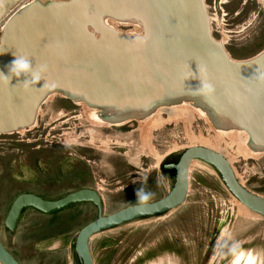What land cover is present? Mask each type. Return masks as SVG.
<instances>
[{
  "label": "rangeland",
  "instance_id": "rangeland-1",
  "mask_svg": "<svg viewBox=\"0 0 264 264\" xmlns=\"http://www.w3.org/2000/svg\"><path fill=\"white\" fill-rule=\"evenodd\" d=\"M32 1L16 0L4 9L0 40L10 16ZM203 1L213 20L212 38L223 43L233 60H248L264 50V6L256 0ZM81 3L86 9L97 5L95 0ZM136 22H118L117 30L100 25L115 35L139 39L144 31ZM84 112L64 97L51 96L38 106L34 127L0 135V243L20 264H80L74 253L76 232L96 218L97 210L83 203L48 217L28 209L16 230L5 236L4 221L17 196L33 194L55 201L77 190H96L102 213L108 216L164 198L175 173L162 166L176 162L191 147L221 154L244 188L264 198V153L245 149L241 137H219L197 114L179 118L160 114L146 122L130 120L102 128ZM138 192L148 198L142 200ZM33 215L39 218L30 227L26 219ZM218 237L221 242L211 264H233L239 255L237 264L247 256L254 264H264V218L239 204L210 165L194 160L181 206L98 233L89 249L93 264H205Z\"/></svg>",
  "mask_w": 264,
  "mask_h": 264
},
{
  "label": "water",
  "instance_id": "water-1",
  "mask_svg": "<svg viewBox=\"0 0 264 264\" xmlns=\"http://www.w3.org/2000/svg\"><path fill=\"white\" fill-rule=\"evenodd\" d=\"M95 1L92 11L76 0L77 4L25 7L10 16L0 40V52H4L0 55V72L7 76L14 54L22 55L30 58L33 69L40 71L43 79L26 87L25 77H0V132L28 129L45 93L61 89L89 95L85 100L97 105L160 102L183 96L215 111L224 121H220L223 127L231 124L241 128L253 141L264 144V51L243 63L228 61L209 34L203 0ZM108 7L116 11L117 19L140 22L143 37L129 39L103 28L100 18ZM89 18L101 33L98 39L85 29L84 22ZM194 160L210 165L243 207L264 218V198L244 188L221 154L191 147L175 164L162 166L163 170L173 171L175 178L170 192L156 202L104 216L96 190H79L55 201L21 194L12 202L4 226L14 232L23 211L28 209L50 216L90 203L97 215L77 233L74 253L80 264H93L89 242L94 235L163 215L184 203L188 170ZM0 264H20L1 243Z\"/></svg>",
  "mask_w": 264,
  "mask_h": 264
},
{
  "label": "bare ground",
  "instance_id": "bare-ground-1",
  "mask_svg": "<svg viewBox=\"0 0 264 264\" xmlns=\"http://www.w3.org/2000/svg\"><path fill=\"white\" fill-rule=\"evenodd\" d=\"M82 1V0H81ZM89 1V0H88ZM260 5L264 6V0H256ZM16 0H0V18L2 15L5 13L4 9L10 5L14 4ZM43 0H33L29 5L22 7L21 9L25 7H33L36 9L41 8L42 6L50 7V6H60L63 5L59 3L58 1L52 0V2H47L44 4ZM88 3V2H87ZM82 8H84V4H81ZM8 11L11 10L13 6H9ZM20 9V10H21ZM91 9H95L94 6H91L87 10L90 11ZM106 10L104 12L105 15L101 17L100 22H102L103 26L110 28L112 30H117L116 29V23H129L130 20L127 18L124 19H117L115 18L116 11H111L112 8H105ZM203 9L207 21V26H208V31L210 33V24L211 20L208 15L206 14V6L203 3ZM19 10V11H20ZM18 13V11L16 12ZM88 13V12H87ZM92 19L89 18L86 19L85 23V29L87 30L88 33L92 34L93 37H95V27L93 26ZM213 21V20H212ZM98 34V33H97ZM99 34H101L99 32ZM97 35V39L99 38L100 35ZM96 38V37H95ZM212 38V36H211ZM226 38V37H225ZM224 38V39H225ZM213 39V38H212ZM215 44L220 47L225 54L226 58L228 61L231 63H243L248 60H243V61H236L231 58V56L226 52L224 49L223 43L217 40H214ZM264 51V50H263ZM262 51V52H263ZM261 52V53H262ZM260 54V53H259ZM258 54V55H259ZM257 56V55H256ZM255 56V57H256ZM254 58V57H253ZM58 95L60 97H64L67 100H70L73 104L78 105L84 109V111L87 113V119L91 121L92 124L96 125L97 127H102V128H109L112 126H117L119 124H124L127 121H138V123H141V121H148V119H152L154 116L159 117L160 114H165L169 115V118L175 117H190L191 114H197L199 117L203 118L211 127V129L215 130L217 135L221 137V135H228L231 139H239L241 137L243 143L242 145L247 149L246 147H250L253 153L258 154V153H264L263 150H258L256 147H264V144H259L251 139V135H249L246 131H244L241 128H238L236 126H233L231 124H224V127L221 122H224L222 118H220V115L216 114L215 111L210 110L205 104L199 103L187 98H182L183 96H173L172 99H164V100H159L158 101H153V102H121V103H114V104H98L94 102H89L85 100L90 98L89 95H84L81 93H75V92H69V91H64L61 89H50L48 90L39 105L45 101V99L50 98L51 96ZM87 99V100H88ZM38 105V106H39ZM38 106L35 108V113H34V119L36 118L37 114L36 112L38 111ZM88 108V109H87ZM84 112V113H85ZM93 118H95L93 120ZM34 122L33 121L32 125L29 126L28 129L34 127ZM143 122V123H145ZM142 125V124H141ZM227 125V126H225ZM27 129H18L16 131H7V132H0V134H12V133H21ZM237 136V137H236ZM209 149V148H207ZM212 150V149H210ZM248 150V149H247ZM214 151V150H212ZM250 151V150H248ZM215 152V151H214ZM237 177V176H236ZM238 179V178H237ZM240 182V181H239ZM238 202V201H237ZM239 203V202H238ZM240 204V203H239ZM245 208V207H244ZM246 209V208H245ZM254 214V213H253ZM256 215V214H255ZM259 217L258 215H256ZM221 242V238L218 237V239L215 241L214 247L212 249V253L210 256V261L209 264L214 259V256L216 254V250L219 247Z\"/></svg>",
  "mask_w": 264,
  "mask_h": 264
},
{
  "label": "clouds",
  "instance_id": "clouds-1",
  "mask_svg": "<svg viewBox=\"0 0 264 264\" xmlns=\"http://www.w3.org/2000/svg\"><path fill=\"white\" fill-rule=\"evenodd\" d=\"M4 54V52H0V55ZM15 59L12 61V63L8 66V75L5 76L2 72H0V77H25L24 84L25 86L29 85H37L42 79L43 76L40 71H37L36 68L33 69L32 64L30 62V58L26 56H18L15 55ZM30 77V79H28ZM44 87H47L46 84H44ZM142 200L147 199L148 196L146 194H143L142 192L137 193Z\"/></svg>",
  "mask_w": 264,
  "mask_h": 264
},
{
  "label": "crops",
  "instance_id": "crops-1",
  "mask_svg": "<svg viewBox=\"0 0 264 264\" xmlns=\"http://www.w3.org/2000/svg\"><path fill=\"white\" fill-rule=\"evenodd\" d=\"M70 208H72V207H70ZM69 209V208H68ZM68 209H66V210H64V211H62V212H66ZM62 212H59V213H57V214H54V215H50V216H48V217H52V216H55V215H58V214H60V213H62ZM37 214H41V213H39V212H37ZM23 215H21V218H20V220H19V222L22 220L23 221V217H22ZM34 216H36V215H33V217L32 218H27L26 220H27V222H28V224L30 225V227H34V222L39 218V217H34ZM40 216H47V215H43V214H41ZM19 224V223H18ZM18 226V225H17ZM5 227V226H4ZM84 227V226H83ZM82 228V227H81ZM81 228H79L78 229V231L76 232V235H77V233L80 231V229ZM6 229V228H5ZM9 233V231L6 229V232H5V236H7V234Z\"/></svg>",
  "mask_w": 264,
  "mask_h": 264
},
{
  "label": "flooded vegetation",
  "instance_id": "flooded-vegetation-1",
  "mask_svg": "<svg viewBox=\"0 0 264 264\" xmlns=\"http://www.w3.org/2000/svg\"><path fill=\"white\" fill-rule=\"evenodd\" d=\"M0 135H7V134H0ZM177 162V161H176ZM176 162H174V163H169V164H175ZM166 165H168V164H166ZM163 166H165V165H163ZM170 172H172V171H170ZM83 190V189H82ZM77 191H79V190H77ZM76 192V191H75ZM242 258V255H239V256H237V258L235 259V261H234V263L233 264H237V262H239V260ZM255 263V260H254V258L253 257H249V256H247L244 260H243V262H242V264H254ZM169 264H172V263H169Z\"/></svg>",
  "mask_w": 264,
  "mask_h": 264
},
{
  "label": "snow or ice",
  "instance_id": "snow-or-ice-1",
  "mask_svg": "<svg viewBox=\"0 0 264 264\" xmlns=\"http://www.w3.org/2000/svg\"><path fill=\"white\" fill-rule=\"evenodd\" d=\"M0 51H3V49H0ZM0 103H2V102H0Z\"/></svg>",
  "mask_w": 264,
  "mask_h": 264
},
{
  "label": "trees",
  "instance_id": "trees-1",
  "mask_svg": "<svg viewBox=\"0 0 264 264\" xmlns=\"http://www.w3.org/2000/svg\"><path fill=\"white\" fill-rule=\"evenodd\" d=\"M168 173H171L170 171H167ZM173 172V171H172Z\"/></svg>",
  "mask_w": 264,
  "mask_h": 264
}]
</instances>
